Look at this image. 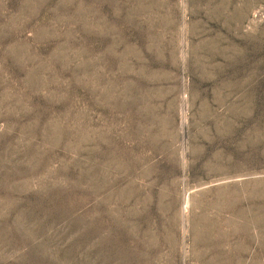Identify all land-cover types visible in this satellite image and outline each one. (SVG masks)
<instances>
[{
    "label": "rangeland",
    "instance_id": "1",
    "mask_svg": "<svg viewBox=\"0 0 264 264\" xmlns=\"http://www.w3.org/2000/svg\"><path fill=\"white\" fill-rule=\"evenodd\" d=\"M0 264H264V0H0Z\"/></svg>",
    "mask_w": 264,
    "mask_h": 264
}]
</instances>
